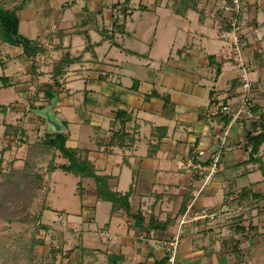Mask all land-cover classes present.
<instances>
[{
	"label": "crops",
	"instance_id": "obj_1",
	"mask_svg": "<svg viewBox=\"0 0 264 264\" xmlns=\"http://www.w3.org/2000/svg\"><path fill=\"white\" fill-rule=\"evenodd\" d=\"M17 1L21 4L17 16L23 15L22 18L18 17L20 34L24 30V35H29L25 37L37 40L47 49L49 47L45 42H52V48L57 49L54 52L59 51L53 58H61L65 50H61L59 44L64 47L66 41L86 42V47V32L90 42L98 44L95 46L97 58L84 52L85 47L78 52H69L75 61L66 70L61 82L62 90H66L64 82L72 73L81 76L84 81L95 79L99 83L98 90L91 89L88 83L78 88L90 92V103L83 105V101L76 99L78 93L67 102H61L58 93L52 101L47 99L43 111L40 110L43 115L48 110L55 114L52 123L45 118L46 122L42 126L44 132L66 133L67 146L86 151L97 172L109 177L110 189L129 194V208L123 206L113 210L111 202L98 199L93 180H81L75 176L77 187L73 194L76 203H81V209L74 217L69 218V214L67 217L69 222L83 223L85 226L82 236L84 241L80 240L76 251L84 249L106 257L116 255L120 257V264H167L166 254L159 241L174 235L178 217L192 202L202 182L189 168V160L198 152L209 156L215 151V135L226 129L230 121L212 102V98L216 97L218 101L227 104L237 90L238 69L221 52V31L226 25V14L218 10L216 18L219 20L208 16L216 0H197L196 8L187 9L183 16L173 12V6L179 0H129L127 7L133 9V12L126 18L121 13L126 0H103L104 4L102 0ZM241 2L245 23L242 27V41L248 47L253 70H256L254 75L257 87L252 98L253 111L258 118L252 122L240 120L228 128L227 145L219 164V172L195 200L196 207L207 206L217 212L218 217L212 223L202 221L183 227L178 251V260L182 264H243L237 259L241 257L237 253L242 246L246 250L250 243H247L246 236L239 240L241 234L236 233L242 231L248 235L251 215L257 216L258 222L264 218V143L256 156L259 158L254 156V160L248 139L264 133V127L261 126H264V52L263 47L258 49V41L253 34L259 24L264 22V0ZM48 5L54 6L53 13L59 19L53 18L48 26H41L36 36L30 34L31 20L37 19L34 13H39ZM163 9L183 20L182 26L177 29L182 31L186 40L178 45L181 48L177 49V60L171 61L176 73L174 77L180 81L176 87L167 84L165 77L168 74L160 70L157 73L151 71L155 62L151 51L158 24L152 26L149 21L146 26L154 34L152 40L149 36L145 39L150 47L137 50L124 45V39H137L135 34L139 30L138 20L145 18L143 13L148 12L151 20L158 23ZM165 16L170 17L168 14ZM101 21H105V24ZM122 23H125L124 30H117L116 26ZM52 28H57L54 35L50 34ZM105 29L115 33L113 42L148 56L139 57L121 50L125 55L134 56L140 61L133 59L119 62V59L110 57L109 51L114 45L107 36L101 35ZM93 34L97 36L96 39ZM52 36L54 39L51 40ZM106 42L109 46L98 52L97 48ZM103 52L106 56L102 57ZM42 56L43 60L51 62L48 71L51 75L52 63L58 59H52L47 54ZM8 64L3 66L4 69L9 67ZM143 66L153 72L154 79L142 78L134 69ZM87 68L88 71H85ZM135 83L137 89L134 90L132 87ZM64 104L63 111L57 113L59 108L55 111V106ZM122 111L125 112L124 117L119 116ZM37 136V140L32 143L42 135ZM29 137L24 136L25 143ZM28 145L25 144L21 155L25 156ZM3 148L4 154L14 150L9 145ZM40 158L49 159L44 156ZM54 158L57 165L65 163L58 152H55ZM15 162L10 160L6 166L13 164L17 168ZM52 173L49 177L50 185ZM80 182L85 189L82 197L78 195ZM50 192L45 196L46 201ZM44 204L48 207L45 211L53 210ZM98 213H102L103 220L99 219ZM243 226L246 231H238ZM68 233L80 236L72 229Z\"/></svg>",
	"mask_w": 264,
	"mask_h": 264
},
{
	"label": "rangeland",
	"instance_id": "obj_2",
	"mask_svg": "<svg viewBox=\"0 0 264 264\" xmlns=\"http://www.w3.org/2000/svg\"><path fill=\"white\" fill-rule=\"evenodd\" d=\"M102 3L104 4L105 2L102 0ZM53 7L54 6L52 5H48L47 7H44L39 13H34L35 15L37 14V19L31 20V27L29 28L31 32L30 34L36 36V33L40 28L48 26L49 22L52 23L51 19H59L57 14L53 13ZM167 14L170 17L165 16ZM143 15L145 18L142 19V21L138 20V22H140L139 30H136L137 33L135 34L137 39L131 41L124 39V45L126 48L137 50H145L143 48L150 47V43H146L145 39L149 36L152 40L154 38V34L150 32V29L147 30L146 26L149 21L151 22L152 26H156L158 24L157 33L151 51L155 61L153 63L154 67L151 71L157 73V70H160L161 73L164 72L165 75L168 74L169 77L168 75L165 77L166 82H168L167 84H173L175 86L176 84H179L180 81L178 80V77H174L176 73L173 71L174 68L173 64H171V61L175 62L177 60V49L181 48L178 47V45L186 40L183 38L184 35H182V31L177 29L182 26L183 20L164 9L161 11L160 20L158 23L154 19L151 20L148 12L143 13ZM22 16V14H19L18 17L22 18ZM101 23L105 24V21H101ZM97 26L98 25L95 27ZM52 29L50 34L54 35L57 28ZM177 30H179V32H177ZM43 31H45V29H43ZM22 35L27 36L24 35V30L22 31ZM93 35L94 39H96L97 36L95 34ZM50 39H54V36H52ZM45 43V45L49 47L48 49L53 50V52L51 51L50 53H46L47 56L51 57L52 59H58L53 58V56L59 54V51L54 52V50L57 49L52 48V46H54L50 45L52 42ZM85 43L75 41L70 43L69 41H66V43H64V47L63 44H59V47L61 50L64 49L69 52H78L80 49L82 50L85 47ZM190 43H192V41ZM107 45L109 46L108 42H106V44L104 43L102 46L97 48V51L102 52L104 48L108 47ZM121 46L123 45L121 44ZM8 47L9 46L6 45L3 49H1L0 76L7 75V77L11 79L12 84H14L13 86H16V88H0V105L8 106L7 114L4 115L0 113V159H2L3 165L5 166L10 160H15V163H17V166L19 167L22 164L21 157L23 155H21V152L24 153L25 144H31L33 140H37L39 137L37 135H43L42 133H44V127L42 128V126H44L46 120L45 116L40 112V110L43 111L45 103L48 101V97L44 94L46 86L47 84H52L54 79L53 75H50L48 72L51 62H46L43 60V54L38 55L35 58H28L23 56L21 47H13L12 49ZM257 47L258 49L263 47L262 52H264V39L258 41ZM101 55L102 57L106 56L104 52L101 53ZM109 56L119 59V62H127L133 59L140 61L134 56L125 55L122 53L121 49L116 46L112 47V49L109 51ZM3 62H9V67L6 66L7 68L4 69ZM134 69L140 74V77L154 79L153 72H151L145 66ZM85 71H88V68L85 69ZM254 71L256 70H253L252 67L250 79L253 82L256 81ZM158 76L159 75H157V78ZM64 83V86L67 89L60 90L59 92V97L62 100L61 102H67V100L71 99L72 95L74 96L77 93L79 95L76 96V99L82 102L84 101V95L82 93L83 90L79 89L83 87V84L88 83L90 88L95 90H98L99 84L93 78H88L84 81L81 76L75 75L73 73L67 77ZM41 106L42 108H40ZM58 106L59 105L55 106V111H57L59 108L57 113H60L63 111L65 104L59 107ZM44 114L46 116L48 115L51 120L55 118V114L51 110H48V112H45ZM11 123L18 126L23 130V132H26L25 134H21L20 137L22 138L19 139L16 136L13 137L12 133L7 134L5 137L6 134H4V131L6 129V124ZM25 135L30 136V139L28 138L26 143L23 139ZM5 145L12 146L14 150L10 152L7 151L4 154L2 149ZM38 161L39 166L45 169L44 167H46V163L49 162V159L45 160L43 158H39ZM52 177L51 185L49 181L48 185L45 186L44 189L45 192H49L51 190L47 201L46 199L45 202L40 198L35 199L34 205L28 211L30 216L29 220L25 221V223H10L0 220V248L9 247L13 251L16 248L14 247V243L20 240L19 234L24 240L38 235L45 243L37 246L38 248L35 249L36 257L32 260V264H78L81 262V260H83L82 255L84 252L81 251L82 249L77 252L76 249L81 243L80 240L84 241L82 236H84L85 233V226L83 223L76 224L69 222L70 220H68L69 218L74 217V214L79 212L81 209V203H76V198L73 194L77 187V179L73 174L64 173L61 170H57L56 172L52 173ZM85 198L87 199V197ZM44 203L48 204L51 208H53V210L50 212L44 210L42 214L40 209ZM100 205L98 207H100ZM108 207L109 205L106 206V208ZM204 207L209 209L207 206ZM63 209L66 211H63ZM68 214L69 218L67 217ZM101 214L102 213H98V216L100 220H103V216H101ZM256 218L257 216H250L251 221L249 223L250 230L248 231V235L243 234L242 231H240L241 233H236V235L241 234V236L238 237L239 240L246 236L248 240L247 243H250V246H248L246 250L245 247L242 246L239 253H237V255L241 256L237 259H239V262L243 264H264V218L262 217V221L259 222L256 221ZM74 219L77 220L76 217ZM250 219H247L246 221ZM39 222L48 228L41 229V231L38 232L35 228ZM69 229L76 231L80 236L69 235ZM78 237H82V239H79ZM16 246L19 245L16 243ZM16 249L18 250L19 248ZM0 254V264H2L5 261L3 259V249ZM84 255L85 257L83 262L85 264H109L105 255L97 254V256L95 253L90 251ZM245 256L246 258L244 259L243 257Z\"/></svg>",
	"mask_w": 264,
	"mask_h": 264
},
{
	"label": "trees",
	"instance_id": "obj_3",
	"mask_svg": "<svg viewBox=\"0 0 264 264\" xmlns=\"http://www.w3.org/2000/svg\"><path fill=\"white\" fill-rule=\"evenodd\" d=\"M196 1L197 0H179V2L173 6V12L183 16L186 14L187 9L196 8ZM124 3L125 4L121 8V13L123 18H126L133 12V9L127 7L129 0H126ZM182 6H184V8L180 9ZM20 7L21 4L17 0L0 1V55L2 53L1 49L6 45L21 47L23 54L28 58H35L39 54L50 53L51 50L44 47L37 40L29 39L20 34L19 19L17 16ZM124 24L125 23L117 25V30L123 31ZM114 34L115 33L108 29L101 32L102 36H107V38L112 40V45L118 47L123 52L139 57L148 56V54L141 55L135 51L125 49L123 46L113 42ZM84 35L87 40L84 52H89L93 58H97L95 46L98 44L90 42V37L87 32ZM74 61L75 59L67 50L63 52L61 58L53 61L52 75L54 82L52 84H47L44 92L50 101L62 90V78ZM5 64L6 63L3 62V66H5ZM13 85L10 78L4 75L0 76V88L13 87ZM132 89H137V83L134 84ZM89 94V91H83V105L90 103L91 99L88 96ZM7 108L8 106L6 105H0V113L5 114L8 110ZM40 108H42V106ZM124 114L125 112L122 111L119 113V116L124 117ZM259 123L261 125V122ZM261 126L264 127L263 125ZM11 133L13 137L16 136L19 139L22 138L20 137L21 134H25L18 126L6 124L4 134L7 135ZM248 139L249 145L252 148L251 157L254 160L255 158L258 159L259 157L256 156L258 155L260 146L264 143V133L250 136ZM67 141L68 136L66 133L44 132L38 141L27 146L20 167L16 168L13 164L5 166L3 165L2 159H0V220L10 223H25V221L29 220L30 216L28 211L34 205L36 198H40L44 201L47 193L44 189L49 183L50 174L58 169L64 173H71L81 180H93L98 199L111 202L113 210L123 206L126 209L129 208V194H121L110 189L108 184L109 177L100 175L97 172L94 165L88 159L86 151L75 150L68 147ZM4 150L3 148L2 151ZM55 152H58L61 158L65 160V163L57 165L54 158ZM42 156L49 158V162L46 167H44L45 169L39 166L38 159ZM262 173L264 175V167ZM84 191L85 189L80 182L78 184V195L82 197ZM47 208V205L43 204L40 211L43 212V210ZM47 228L48 227L38 223L35 229L40 232L41 229ZM241 229H244V227L238 228V231ZM19 236L20 240L17 242L15 241L19 246H16V243H14V247L19 248L18 250L15 248L12 251L9 247L0 248V253L2 249L4 250L3 259L5 261L2 264H32V260L36 257V247L45 243L38 235L32 236L30 239L26 240H24L20 234ZM81 251L84 252V254L89 252L83 249ZM84 254H81L83 260L78 264H85L83 262L85 257ZM107 260L109 264H120V257L116 255H108Z\"/></svg>",
	"mask_w": 264,
	"mask_h": 264
},
{
	"label": "built area",
	"instance_id": "obj_4",
	"mask_svg": "<svg viewBox=\"0 0 264 264\" xmlns=\"http://www.w3.org/2000/svg\"><path fill=\"white\" fill-rule=\"evenodd\" d=\"M242 9L241 0H216L212 10L207 13L208 16L214 19H218L216 18L218 10H222L226 14V25L221 31V39L223 42L221 52L238 69L237 90L233 92L230 97L231 101L227 104L218 101L216 97L212 98V102L216 104L219 111L227 116L230 121L226 129L215 135V151L207 156V158L203 157L204 153L198 152L189 160V168L202 182L198 192L194 194L192 202L188 204L184 213L178 217L177 230L174 235L169 239L159 241L160 246L166 254L167 264H182L178 260V251L184 226L202 221L212 223L218 217L217 212H213L205 207H196L195 200L219 172V164L227 145L228 128L240 120L252 122L258 118L253 111L252 98V94L257 86L256 82L250 79L252 64L248 55V47L242 41V27L245 24ZM253 34L257 41L264 37V22L259 24V27L253 31Z\"/></svg>",
	"mask_w": 264,
	"mask_h": 264
},
{
	"label": "water",
	"instance_id": "obj_5",
	"mask_svg": "<svg viewBox=\"0 0 264 264\" xmlns=\"http://www.w3.org/2000/svg\"><path fill=\"white\" fill-rule=\"evenodd\" d=\"M44 116H45L46 120H47L49 123H50V122H51V123L53 122V120H51V119L49 118L48 115L46 116V115L44 114ZM58 130H59V129H58ZM58 130H56V131H58ZM203 157H204V158H207V156H206L205 154L203 155Z\"/></svg>",
	"mask_w": 264,
	"mask_h": 264
}]
</instances>
